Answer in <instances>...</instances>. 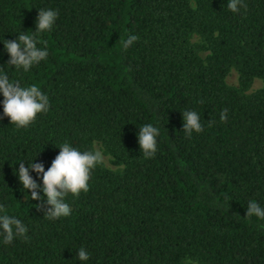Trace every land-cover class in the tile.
Listing matches in <instances>:
<instances>
[{
	"label": "trees",
	"instance_id": "trees-1",
	"mask_svg": "<svg viewBox=\"0 0 264 264\" xmlns=\"http://www.w3.org/2000/svg\"><path fill=\"white\" fill-rule=\"evenodd\" d=\"M227 3L0 0V71L49 99L18 129L0 92V205L28 230L8 245L0 238V264H264V220L246 217L249 202L264 208V0H244L238 13ZM47 9L58 12L38 38L49 55L17 71L3 41L35 32ZM129 35L139 39L125 51ZM233 69L238 87L227 84ZM256 79L263 87L250 93ZM184 111L203 127L191 138ZM147 124L160 130L150 159L138 141ZM65 142L82 153L100 143L122 169L99 163L89 190L66 198L71 215L49 220L19 164L47 171ZM29 174L42 189V176Z\"/></svg>",
	"mask_w": 264,
	"mask_h": 264
},
{
	"label": "clouds",
	"instance_id": "clouds-1",
	"mask_svg": "<svg viewBox=\"0 0 264 264\" xmlns=\"http://www.w3.org/2000/svg\"><path fill=\"white\" fill-rule=\"evenodd\" d=\"M247 5L244 0H228L227 8L232 13H238L240 8ZM58 17V12L47 9L39 10L36 31L31 34L20 33L16 41L4 40V47L10 56L8 65L14 66L17 71L23 69L27 72L33 65L39 64L45 60L49 53L46 50L47 42L40 41L38 38L46 31H50ZM138 36L129 35L121 39L119 43L126 51ZM38 43H43L44 47H38ZM3 67H0L2 69ZM0 92H2L4 101V115L7 116L11 124L18 129L29 127L37 116L46 112L49 108V99L38 86H21L19 81H10L8 75L0 71ZM183 132L188 138H191L193 132L200 133L203 127L200 116L195 111H184L183 113ZM228 110L220 113L221 122L227 121ZM210 124L213 121L209 122ZM159 128L151 124L140 128L138 141L144 158H153L157 151V137ZM59 155L52 162L51 167L45 171L42 164L35 161L25 167L24 163L19 164L18 178L23 185V189L31 192L32 200H43L46 197V204L49 206L45 218L55 220L62 217H68L72 209L66 198L70 195L79 197L81 192L89 190V181L91 172L102 162V154L99 151L81 152L69 143L65 142L60 148ZM34 171L42 176L43 187L30 176L29 172ZM38 189L44 193V197L38 194ZM257 217L264 220V208L256 201H251L247 207L246 217ZM26 226L15 216L9 215L4 205H0V238L5 245L11 244L16 237L25 238L27 233ZM77 257L81 262L89 259L88 252L81 248ZM187 264H197L191 259Z\"/></svg>",
	"mask_w": 264,
	"mask_h": 264
},
{
	"label": "rangeland",
	"instance_id": "rangeland-1",
	"mask_svg": "<svg viewBox=\"0 0 264 264\" xmlns=\"http://www.w3.org/2000/svg\"><path fill=\"white\" fill-rule=\"evenodd\" d=\"M193 42L200 43L201 38L199 36H194ZM207 56H208V53H202L203 58H206ZM227 84L233 87L239 86V74L235 69H233L230 75L228 76ZM262 87H263V82L260 79H256L253 83V87L250 93L256 92L260 90ZM95 150L99 151L102 154V162L108 169L113 170V171H119L122 169L121 167L114 165L113 158L105 154V151L100 143H95Z\"/></svg>",
	"mask_w": 264,
	"mask_h": 264
}]
</instances>
